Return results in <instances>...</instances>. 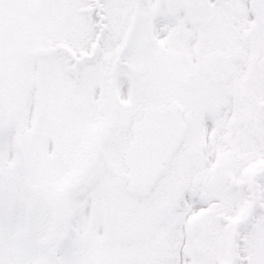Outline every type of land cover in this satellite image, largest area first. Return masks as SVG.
Wrapping results in <instances>:
<instances>
[{"label":"snow or ice","instance_id":"obj_1","mask_svg":"<svg viewBox=\"0 0 264 264\" xmlns=\"http://www.w3.org/2000/svg\"><path fill=\"white\" fill-rule=\"evenodd\" d=\"M0 264H264V0H0Z\"/></svg>","mask_w":264,"mask_h":264}]
</instances>
